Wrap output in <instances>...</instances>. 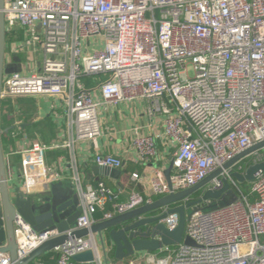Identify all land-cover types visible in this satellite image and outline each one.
<instances>
[{
  "label": "built area",
  "instance_id": "2783aa9c",
  "mask_svg": "<svg viewBox=\"0 0 264 264\" xmlns=\"http://www.w3.org/2000/svg\"><path fill=\"white\" fill-rule=\"evenodd\" d=\"M3 12L7 32L24 30L21 50L30 48L42 58L36 66L21 57L18 71L4 76L2 99L62 97L70 130L83 140L103 134V104L145 99L152 112L162 114L163 130L149 135L134 129L140 160L158 155L157 139H167L174 148L171 185L165 171L156 168L147 197L132 188L120 200L121 189L104 181L84 184L76 170L72 181L82 207L77 228L91 226L98 212L109 219L153 201L152 196L190 188L264 140V0H4ZM19 51L13 44L6 64L13 65ZM74 139L60 146L72 147ZM48 148L36 142L20 150L22 189L28 193L61 180L48 174ZM263 160L264 148L223 168L206 186L220 190L228 182L237 199L191 214L185 234L195 246H164L141 259L149 264H264V171L246 188L234 177ZM94 162L117 169L124 165L111 153L96 154ZM131 180L141 181L140 174L133 172ZM163 223L173 230L179 215L170 214ZM15 234L17 254L23 258L58 231H37L18 216ZM91 247L88 238L68 241L50 264H103L100 257L87 263L73 260ZM0 264H11L8 252L0 253Z\"/></svg>",
  "mask_w": 264,
  "mask_h": 264
},
{
  "label": "water",
  "instance_id": "95a60500",
  "mask_svg": "<svg viewBox=\"0 0 264 264\" xmlns=\"http://www.w3.org/2000/svg\"><path fill=\"white\" fill-rule=\"evenodd\" d=\"M3 8L4 0H0V120L4 76L17 72L22 61V58L15 54L13 65L6 64L7 30ZM3 132L0 124V253L8 252L11 264H31L46 253L65 246L68 241L79 238L90 239L92 247L74 254L73 260L84 263L93 262L100 257L95 235H98L106 264H108V249L110 252L114 249L116 260H123L136 252H155L164 246H173L182 242L195 246L196 242L185 234L186 222L191 214L197 210L212 211L229 205L237 199L236 193L230 188L228 182L220 190L205 189L206 186L222 172L223 168H228L264 148V140H262L239 153L224 164L223 168H218L190 188L171 192L112 218L95 222L89 227L77 228L76 220L81 214L82 207L73 181L52 182L37 193H28L19 186L10 185L3 150ZM172 168L171 163L165 170L169 185H171ZM92 169L96 173L101 172L113 178H119L120 175V170L117 168L95 165ZM259 171H264V160L250 165L244 174L235 172L234 177L240 184H245L254 180L255 174ZM199 191H202L199 198L188 201ZM208 200L211 202L205 206L203 202ZM179 202L184 203L178 204ZM213 204L217 207L206 209ZM153 212L156 213L148 215ZM173 213L179 215V224L171 230L163 223V219ZM18 216L23 217L37 231L57 229L58 234L42 242L23 258H19L15 234Z\"/></svg>",
  "mask_w": 264,
  "mask_h": 264
},
{
  "label": "crops",
  "instance_id": "0c3cea01",
  "mask_svg": "<svg viewBox=\"0 0 264 264\" xmlns=\"http://www.w3.org/2000/svg\"><path fill=\"white\" fill-rule=\"evenodd\" d=\"M15 32L16 35L7 43V50L10 51L13 44L20 48L18 56L23 61L32 55L31 49L25 47L21 50V42L24 30L16 27L8 30V33ZM18 34L22 37L19 39ZM26 55V57H25ZM36 56V55H35ZM39 56V55H38ZM14 57V56H13ZM37 59V56L35 57ZM38 60V61H37ZM34 60L36 66L39 59ZM6 99V98H4ZM8 99V100H7ZM4 101L11 105L3 106L1 110V128L3 150L8 170V178L12 187L23 188V156L20 150L39 142L49 146L44 151V161L48 168L49 175L61 176L58 182L72 181L77 170L84 184H96L104 181L109 187L121 189L123 193L120 200H125L129 191L134 188L144 196H149V180L156 168L164 171L172 163L173 147L167 139H157L158 155L151 161L140 160L133 144L135 128L144 134L154 135L163 130V117L158 111L151 110V102L145 99L120 102L119 104H103L100 107V120L103 126V134L95 140L77 139L70 130V123L65 113V102L60 96L54 95H25L12 96ZM74 139L72 147H61L60 145ZM98 153L114 154L123 160V167L120 168L119 178L106 176L101 172L96 173L92 168L97 165L94 157ZM138 172L141 181L133 182L131 174ZM153 215V214H148ZM103 214H96L95 222L102 221ZM94 222V223H95ZM98 245L100 259L105 263L100 249L98 235H95ZM156 252V251H155ZM147 251L136 252L123 260L112 258L108 249V264H130L131 260L138 259L136 264H149L141 257ZM46 260H53L60 255V251L54 250L45 254ZM39 261L36 259L33 264ZM43 261L45 264L51 262Z\"/></svg>",
  "mask_w": 264,
  "mask_h": 264
},
{
  "label": "trees",
  "instance_id": "16d2710c",
  "mask_svg": "<svg viewBox=\"0 0 264 264\" xmlns=\"http://www.w3.org/2000/svg\"><path fill=\"white\" fill-rule=\"evenodd\" d=\"M14 35H16V33L14 32H7V43L9 42V41H11L12 40V37L14 36ZM17 35H18V37H19V39H21V35L20 34H18L17 33ZM83 80L86 82V84H88L89 85V83L91 82V80L89 79V78H83ZM246 162V161H245ZM249 165V164H248ZM242 185V187H244V188H246V187H248V182H246L245 184H241ZM201 194H202V191H199V192H197V193H195V194H193L189 199H188V201H191V200H194V199H197V198H199L200 196H201ZM162 197V195H155V196H152V200H156V199H159V198H161ZM251 198L253 199L254 198V196H251ZM185 202V201H184ZM184 202H179L178 204H181V203H184ZM187 202V201H186ZM185 202V203H186ZM177 204V205H178ZM156 212H153V213H150V214H155ZM110 254H111V256H112V258H114L115 259V251H114V249H112V251L110 252ZM60 257V255H58V256H56L55 258H53V260H49V261H47L46 260V255H43V256H41L40 258H39V261H47V262H54V261H56L58 258ZM31 264H33V263H31Z\"/></svg>",
  "mask_w": 264,
  "mask_h": 264
},
{
  "label": "rangeland",
  "instance_id": "374dc122",
  "mask_svg": "<svg viewBox=\"0 0 264 264\" xmlns=\"http://www.w3.org/2000/svg\"><path fill=\"white\" fill-rule=\"evenodd\" d=\"M37 56V59H39V61L41 60V55H37V54H35V53H32V55L29 57V60H37L35 57ZM25 57H26V55H25ZM38 61V60H37ZM188 75L190 76V77H192V76H194V70H192L191 68L190 69H188ZM7 98H9V97H7ZM6 98V99H7ZM6 99H3V100H6ZM8 100V99H7ZM7 105H11L10 104V102H7V101H4V104H2V107L4 106H7ZM101 121V120H100ZM215 207H217V205H215V204H213L211 207H208V208H206V209H213V208H215Z\"/></svg>",
  "mask_w": 264,
  "mask_h": 264
},
{
  "label": "bare ground",
  "instance_id": "6f19581e",
  "mask_svg": "<svg viewBox=\"0 0 264 264\" xmlns=\"http://www.w3.org/2000/svg\"><path fill=\"white\" fill-rule=\"evenodd\" d=\"M94 247H96V245L94 244Z\"/></svg>",
  "mask_w": 264,
  "mask_h": 264
}]
</instances>
